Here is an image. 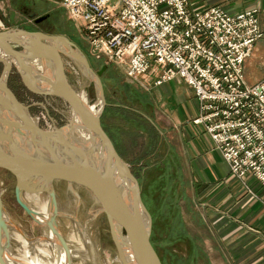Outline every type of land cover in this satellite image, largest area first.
<instances>
[{
	"label": "rangeland",
	"instance_id": "rangeland-1",
	"mask_svg": "<svg viewBox=\"0 0 264 264\" xmlns=\"http://www.w3.org/2000/svg\"><path fill=\"white\" fill-rule=\"evenodd\" d=\"M59 1L0 0V30L24 28L62 35L80 49L93 72L100 69L98 77L104 103L98 115L99 125L118 154L129 164L140 199L150 217L148 240L158 264H242L241 260H234L235 257L228 252V244L219 239L212 225V203L209 198L211 194H206L204 199L200 197L202 185L198 181L199 176L194 173L196 169L193 161L189 160L184 151L185 130L178 126L170 128L166 121L158 119V114L154 111L156 105L151 98L152 86L169 79H179L191 87L196 100V110L190 122L199 126L208 136L211 148L227 164L205 124L197 120L201 114V103L207 105V101L201 100L196 95L194 86L179 75L157 81L164 65L152 59L141 74L132 76L126 72L127 56L116 59L109 58L104 53L94 55L86 33L78 24L81 20H74ZM186 2V10L189 12H200L217 6L231 15L255 8L256 27L264 30L258 26V8L254 4L228 12L218 4L192 9L188 7V0ZM30 13L34 16H29ZM41 15L44 17L34 20ZM263 37L253 39L249 50L241 58L243 85L264 84V78L248 83L243 77V61L249 55L254 42ZM13 46L19 48L16 44ZM59 46L62 69L69 85L79 95L84 90L89 108L96 110L98 99L95 83L85 76L78 64L67 57L63 52V45ZM4 54L10 58L8 54ZM28 63L30 73L38 79V85L49 86L53 77L52 68L44 66L43 61L38 59H31ZM201 64L205 65L206 61L202 60ZM2 66L0 61V72ZM6 85L39 129H51L53 125L66 124L71 113L68 104L57 96L31 89L22 81L13 64L8 69ZM19 116H16L18 121L20 118L26 121L21 114ZM8 132L10 130L4 131L9 135ZM4 140L8 141L9 136H4L1 141ZM228 172L240 181L246 190H249L245 182L248 176L264 182L252 172H245L242 178L231 173L229 167ZM20 173L22 178L20 165H0V205L7 218L26 237L24 239L9 224L6 226L8 245L3 247L4 243L1 242L0 252L3 257L2 247L3 250L8 249V255L15 264L25 260L27 256L35 259L34 256L38 253L34 249L40 245H49L48 239L43 235L42 225L17 199L15 189ZM48 174L50 175L49 172ZM49 177L48 184L54 192L53 201L58 207V214L52 215L54 226L68 245L70 264H122L109 233L105 214L101 209L94 211L96 204L89 190L76 183L68 186L66 180L59 175ZM209 182L207 179L204 183L207 185ZM34 186L35 184L32 188L35 190ZM38 192L42 193L44 199L47 192L43 189ZM15 234L20 239L15 237ZM22 239L28 246L23 244ZM25 251L30 252L25 255ZM37 256L42 260L39 254Z\"/></svg>",
	"mask_w": 264,
	"mask_h": 264
},
{
	"label": "built area",
	"instance_id": "built-area-1",
	"mask_svg": "<svg viewBox=\"0 0 264 264\" xmlns=\"http://www.w3.org/2000/svg\"><path fill=\"white\" fill-rule=\"evenodd\" d=\"M98 56H127L126 72L141 74L150 59L191 83L205 124L229 170L264 181V84L243 85L241 58L257 29L255 8L226 14L214 6L189 12L186 0H60ZM206 64L202 65L201 61Z\"/></svg>",
	"mask_w": 264,
	"mask_h": 264
},
{
	"label": "water",
	"instance_id": "water-1",
	"mask_svg": "<svg viewBox=\"0 0 264 264\" xmlns=\"http://www.w3.org/2000/svg\"><path fill=\"white\" fill-rule=\"evenodd\" d=\"M29 16L34 15L30 13ZM42 17H44V15L38 16L34 20L37 21ZM52 37L60 39V42L62 41V45L64 44L66 46L65 48L63 45L65 48L63 52L68 58L79 65L85 76L90 75L89 78L95 83L100 98L102 99L95 113L89 108L88 103L69 85L59 57L61 51L57 45H53L49 40ZM13 44L18 45L19 48H15ZM0 49L10 57L8 59V69L10 65L13 64L20 78L27 86L39 93L53 95L63 99L70 108L71 113L66 124L58 126L53 125L51 129H39L24 111L25 107L15 99L12 92L7 88L6 76L8 69L6 71L5 62L0 59L3 63L0 72V91L10 100L9 102H11L12 106L17 108L18 112L15 115L19 116L21 114L26 119L24 122L28 123L31 127V130H27V132L24 130L23 136H30V138L32 137L33 140H36L38 143H42V146H45L42 147L44 151L47 149L46 146L50 145L46 143L48 137L54 136L56 138H61L59 140V143H62L61 151L67 158L63 160L64 164L62 165L54 164L59 169L55 170L51 176L59 175L63 177L68 186H71V183L84 186L89 190L94 201L100 203V209L105 214L109 233L114 241L122 264H129V262L121 251L120 240L115 226L119 228L120 234L124 235L128 241L134 259L132 264H158L148 240L150 217L140 199L139 191L130 172L129 164L118 154L99 125L98 115L104 103L98 77L100 69L93 72L80 49H78L73 42L59 34H46L38 30L24 28L1 29ZM31 59L43 61L44 66H50L52 68L53 77L49 86L41 87L38 85V79H36L29 70L28 60ZM74 117L78 121V129L71 125V120ZM20 120L22 119L20 118ZM11 122L16 127L19 125L18 120L17 122L4 121L7 125L11 124ZM78 131H81V133L92 141L94 148L92 154L90 152L84 153L76 147L75 137L77 138ZM1 137L3 138L4 135L0 134V139ZM55 152L58 153L57 151ZM9 156L8 153L0 150V165L3 167H16L14 160L9 158ZM21 182L22 178L20 173L15 189L18 197L17 199L20 201L23 208L31 215L19 196ZM34 188L36 191L42 189L47 190L50 194V201L53 202L54 192L50 184H48L47 187L35 184ZM2 211L0 205V230H2L3 234L5 233L3 238L6 241L3 247L5 244L8 245L6 233V226L8 224L16 229L22 237L26 238L23 232L11 220L3 217ZM141 214L146 217L145 226L141 223ZM48 225L58 236L63 245L65 244L64 246H66L65 241L54 226L52 216L48 220ZM0 264H7L1 252Z\"/></svg>",
	"mask_w": 264,
	"mask_h": 264
},
{
	"label": "crops",
	"instance_id": "crops-1",
	"mask_svg": "<svg viewBox=\"0 0 264 264\" xmlns=\"http://www.w3.org/2000/svg\"><path fill=\"white\" fill-rule=\"evenodd\" d=\"M212 4L221 5L228 12L254 4L258 8V26L264 28V0H188L192 9ZM243 77L248 83L264 78V37L254 42L245 57ZM151 94L158 119L166 121L170 128L178 126L186 132L184 151L199 176L200 197L204 199L206 194H211V222L219 239L228 244L234 260H241L242 264H264V182L248 176L245 182L249 190H246L229 174L227 164L211 148L208 136L190 122L196 100L189 85L169 79L153 85ZM207 179L210 182L206 185Z\"/></svg>",
	"mask_w": 264,
	"mask_h": 264
},
{
	"label": "bare ground",
	"instance_id": "bare-ground-1",
	"mask_svg": "<svg viewBox=\"0 0 264 264\" xmlns=\"http://www.w3.org/2000/svg\"><path fill=\"white\" fill-rule=\"evenodd\" d=\"M49 40L51 43H53V45L54 44L57 46L62 45L61 43L62 41L59 44L57 43L60 39H57L56 37H52ZM0 59L5 62V69L7 71L9 60L8 57H5V54L1 49H0ZM86 77L89 78L90 75L89 76L87 75ZM80 97L83 100L86 99L84 90L80 92ZM97 99H98L97 105L99 107V105L102 102V99L100 98V94L98 90H97ZM9 101L10 100L6 98L5 95L2 94V92L0 91V134L4 135L7 138L9 136L8 141L5 140L1 141L2 140L1 137L0 150L8 153V155H10L9 158L14 160L16 166L18 165L21 166V172L23 175L22 179L24 180V182H21L22 184L19 190V194H20L19 196L22 199L23 203L28 208V210L30 211L33 218L42 225L44 232L43 235L48 239V244H49V245L45 244L47 246L40 245L36 247V249H34L39 254L40 258L45 262H42V260L38 258L37 256L38 254H37L36 256H34L35 259L27 256L25 260H21L20 263L18 264H70L69 262L70 251L68 245L66 244V246H64L65 244L63 245V243L60 241L58 236L50 229L48 225V220L53 214L58 212V207L54 204V201L53 202L50 201V194L47 190H45L47 192V194L45 195L46 197L44 196L43 199L42 193L32 188L34 184H37L42 187H47L50 179L49 176H51V174L55 170L59 169L54 164H61V165L64 164L63 160L66 159L67 156L64 155L61 151L62 143H59V140L61 138H56L54 136L48 137L46 143L50 145H47L46 148L49 150L46 149L44 151V148L42 147L45 146H42V143H38L36 140H33L32 137L30 138V136H23L24 130L26 132L27 130H31L30 125H28L26 122L19 120L18 121L19 125H17V127L14 124H12V122L11 124L8 125L4 123L5 120L7 122L9 121L17 122V117L15 114L18 110L15 106H12L11 102ZM97 109L96 110L92 109V112L95 113ZM71 125L74 128L78 129L77 127L78 121L75 117L71 120ZM3 130L4 131L10 130V132H8L9 135H6V133H4ZM77 134H78L77 138L75 137L76 147H78L84 153L90 152L92 154L94 152L92 141L86 135L81 133V131H78ZM55 151H57L58 153H56ZM48 172L50 173V175L48 174ZM127 187L129 188L128 185ZM95 204L96 206L94 207L95 209L94 211L96 210L99 211V209L101 208L100 203L95 202ZM94 211L92 212V214H94ZM2 215L4 218L7 219V216L4 213V211H2ZM141 220H142L141 223L143 224V226H145L146 217H144V215L142 214H141ZM115 229L118 238L120 240L121 251L124 254L123 256L127 258L129 264L130 263L132 264L134 259H133L132 251L130 250V247L128 245V241L124 235L120 234L119 228L117 226H115ZM4 234L2 233V230H0V245L1 242L6 243L5 239L3 238ZM14 236L20 239L19 236H17L16 234ZM7 238L9 240L8 234H7ZM22 241L24 242L23 244H25V246L26 245L28 246L26 241H24L23 239ZM25 252H26L25 255H28L30 251H25ZM2 253H3V258L7 264H15L8 255L9 254L8 249L4 248L3 250L2 247ZM45 257H47L46 258L47 260H45Z\"/></svg>",
	"mask_w": 264,
	"mask_h": 264
}]
</instances>
